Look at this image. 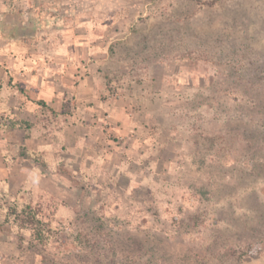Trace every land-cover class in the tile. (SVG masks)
I'll list each match as a JSON object with an SVG mask.
<instances>
[{
  "label": "rangeland",
  "instance_id": "rangeland-1",
  "mask_svg": "<svg viewBox=\"0 0 264 264\" xmlns=\"http://www.w3.org/2000/svg\"><path fill=\"white\" fill-rule=\"evenodd\" d=\"M31 201L44 245L6 218ZM258 249L264 0H0V264Z\"/></svg>",
  "mask_w": 264,
  "mask_h": 264
},
{
  "label": "trees",
  "instance_id": "trees-1",
  "mask_svg": "<svg viewBox=\"0 0 264 264\" xmlns=\"http://www.w3.org/2000/svg\"><path fill=\"white\" fill-rule=\"evenodd\" d=\"M34 102H36L37 105L41 106V108H47L45 100H35ZM24 125L27 126V129L31 128L28 123ZM6 218L7 221H12L13 224L17 225L21 229L29 230L32 234L33 240L36 243L44 245L48 242L51 231L49 230L50 228L48 226L49 221H46L45 219L43 207L41 204L35 203L33 201L25 204L22 207H19L17 204H13L7 209ZM263 252L264 249H258L256 252H253L251 254L258 255L259 253L261 254ZM245 254V250L237 251L235 250V248H227L225 252L226 261L230 259L241 261L246 256ZM218 257H220L218 258L220 260L223 259L220 254ZM180 259L181 260H179L176 264H202L201 254H199L197 251H192L189 253L183 252L180 255Z\"/></svg>",
  "mask_w": 264,
  "mask_h": 264
}]
</instances>
